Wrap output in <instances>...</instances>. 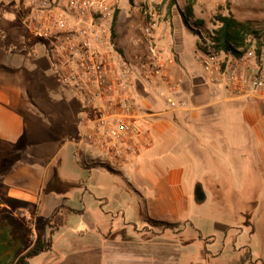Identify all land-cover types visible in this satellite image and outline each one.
<instances>
[{
    "label": "crops",
    "instance_id": "crops-1",
    "mask_svg": "<svg viewBox=\"0 0 264 264\" xmlns=\"http://www.w3.org/2000/svg\"><path fill=\"white\" fill-rule=\"evenodd\" d=\"M240 1L201 0L193 5V22L205 19L207 26L211 12L220 5L229 6V9L222 10L224 15H229V12L234 15L233 6L240 10L246 7L239 6ZM240 4L243 5V2ZM9 11L12 10L0 8L2 20L13 21L17 14L22 18L20 10L18 13ZM161 23H166L167 27L157 35L158 41L177 56L172 74L181 80L180 95L188 105L173 109L159 95L156 87L138 83L136 99L151 120L143 129L141 140H149L150 144L119 170L108 167L119 172L130 186L123 188L122 192L116 191L123 201L120 203L123 205L121 210L130 221L135 219L142 223L159 219L149 211L147 204L151 202L164 203L171 206L173 211L183 213L192 200L198 204L195 189L199 185L208 199L209 189L217 187L218 182L223 187L236 184L245 190L257 183L263 188V203L264 182L258 169L264 170V117L240 116L237 99L226 88L208 82L195 56L200 70L197 72L189 64V58L183 55L179 18ZM124 25L125 19L120 9L116 22L117 46L128 59L134 61L137 51L130 55L118 41ZM27 29L30 34H24V37L21 31L14 32V37L17 36L14 40L25 44L38 41L30 28ZM197 44L198 39L194 52ZM10 51V48L0 50V210L4 211L0 213V225L7 220L14 224L15 231L10 232V236L16 230L25 231L29 240L20 254L39 238L45 241L51 239L52 249L44 253L55 250L58 253L45 264H91L87 260L88 255H101L104 250L108 252L105 246L108 235L105 232L111 226L100 227L96 223L86 229L80 218L87 211V192L94 194L95 202H108L111 198L104 185L108 174L103 166H86L79 162L75 148L78 135L72 133L73 120L64 116L72 117L78 108L66 100L52 102L49 93L54 88L48 83V72L44 70L50 66L49 60L45 57L32 59L25 55L24 60H28L23 62ZM38 70L39 76L36 73ZM261 102L264 101L254 102L253 105L261 106L264 104ZM231 107L237 111V116L230 117L233 112ZM54 113L58 116L52 117ZM165 148H170L169 165L166 167L164 154L156 158L158 152ZM63 150H66L65 156H62ZM228 169L233 173L231 177L227 174ZM241 172L244 179L246 175L247 183L244 180L240 183ZM9 200L33 207V217L23 219L22 214L11 207ZM5 210L12 213L6 214ZM58 211L65 222L51 236L48 222ZM40 215L46 222L44 232L37 229ZM67 215L77 219V228L70 230ZM183 220L189 219L185 216L173 219ZM1 246L0 264H6L9 253L16 250L17 244H11L8 251L4 247L9 245Z\"/></svg>",
    "mask_w": 264,
    "mask_h": 264
},
{
    "label": "built area",
    "instance_id": "built-area-1",
    "mask_svg": "<svg viewBox=\"0 0 264 264\" xmlns=\"http://www.w3.org/2000/svg\"><path fill=\"white\" fill-rule=\"evenodd\" d=\"M144 19L135 41V60L113 38L118 0H17L22 19L44 44L64 85L79 94L80 131L76 156L83 165L115 169L133 161L149 140H141L151 120L136 99L138 83L156 87L173 109L188 105L181 80L172 74L173 50L158 41L160 12L155 0H130ZM198 35L195 58L208 82L238 100L264 99V38L238 51L216 47L213 31L190 23Z\"/></svg>",
    "mask_w": 264,
    "mask_h": 264
},
{
    "label": "rangeland",
    "instance_id": "rangeland-1",
    "mask_svg": "<svg viewBox=\"0 0 264 264\" xmlns=\"http://www.w3.org/2000/svg\"><path fill=\"white\" fill-rule=\"evenodd\" d=\"M200 1L176 0V4L172 8L170 7L171 0H155L154 2L160 12L159 23L172 22L174 17L176 19L179 18L182 31L183 55L189 58V64H192L197 72L200 69L196 65L194 49L198 35L191 25L184 23L181 12L188 3L197 5ZM241 1L243 5L240 4ZM241 1L238 2V5L246 7L244 10H240L233 6L232 10L235 17L239 20L253 19L254 26L260 30L264 38V0ZM130 3V0H118V7L122 10V16L125 19V25L122 27L121 33H119L118 41L126 52L133 55L134 52L143 50V46L136 45L135 41L141 34L144 19L140 8ZM227 5H220L211 12V18L207 19V26H205V23L198 26L208 31L216 28L215 16L222 13V10L229 9V6L226 8ZM0 8L7 11L12 10L8 13L19 12L17 0H0ZM202 20L204 21L205 19ZM191 24L194 26L193 19ZM26 26L28 27L19 14L15 15V20L13 21L2 20L0 17V50L4 51L10 48L16 55L15 57L21 58L23 62L28 60H24L26 56L37 60L45 57L49 60L50 66L44 69L48 72V83L54 88L51 89L52 92L49 95L53 98V103L66 100L68 103L73 102L75 107L78 108L72 117L64 115L69 120H73L72 133L73 135H78L80 131L78 118L80 94L75 89L61 83L59 73L53 66L43 43L34 40L30 44H25L14 40L17 37L16 35L14 37V32L21 31L22 37H24V34H30ZM165 27H167L166 23H161L157 27V35ZM18 36H20L19 33ZM36 73L38 76L40 75L39 70ZM200 74L202 73L200 72ZM237 101L240 116L244 115L248 118L264 117V104L261 106L253 105L254 102L264 101V99L249 98L247 100L237 99ZM231 111L233 112L230 117L238 115L237 111L232 107ZM51 116L56 117L58 115L54 113ZM262 128L264 139V124ZM65 154L66 150H63L62 156H65ZM161 154L165 155L164 165L166 167L169 165L167 161L170 148H165L158 152L157 155L159 156L156 155V158L162 156ZM117 169L119 170L120 168H115V170ZM103 170L108 174L104 180V185L110 192L111 198H109L108 202L107 200H97L96 203L94 194L87 192V211L80 218L81 222L86 225V229H90L96 223L100 227L108 224L111 226L108 227L110 230L105 232L108 235L105 238L108 239L106 241L107 244H105L108 252L104 250L101 255H88L87 260H90L91 264H264V202L262 203L261 201L263 199L261 195L263 188L259 187L257 183L251 189L245 190L237 187L236 184L231 187H223L222 183L218 182L216 183L217 187L209 189L210 196L208 199L205 198L203 202H198V204L192 200L190 207L183 213L173 211L171 206L164 205L161 202L148 203L149 211L159 218L149 220H160L174 224V226L170 227L148 220L144 223L135 219L130 221L127 216L125 217L124 212L121 210L123 205L121 206L120 204L123 201L116 193L122 192L123 188L130 186L122 179L119 172L113 171L107 166H103ZM258 171L262 182H264V170L258 169ZM242 172L240 183L243 180L247 183L246 175L245 179L242 176L245 172ZM227 174L230 177L233 175L229 169ZM237 184L239 185L238 182ZM9 201L11 207L22 214L21 217L23 219L33 217V207L24 203L17 204L13 200ZM0 213H4V211L0 210ZM5 213L10 214L12 211L5 210ZM183 216L189 220L173 221V219ZM78 224L79 222L76 218L67 215V225L71 226L70 230L77 228ZM37 229L40 232L46 230V222L43 219V215H40L37 221ZM55 253L57 254L58 252L55 250L36 256L32 259L31 264H45L55 256Z\"/></svg>",
    "mask_w": 264,
    "mask_h": 264
},
{
    "label": "trees",
    "instance_id": "trees-1",
    "mask_svg": "<svg viewBox=\"0 0 264 264\" xmlns=\"http://www.w3.org/2000/svg\"><path fill=\"white\" fill-rule=\"evenodd\" d=\"M174 4H176V0H171L170 7L172 8ZM119 11L120 8L117 7L113 22V38L116 44V22ZM181 15L184 23L190 25L191 19L194 17L193 3H188L186 8L182 10ZM214 21L217 27L212 30V37L215 41L216 47L219 49L236 52L240 47L251 45L254 39H256L258 43L262 37L260 30L254 26V21L239 20L234 17L232 13L229 15L219 13L215 16ZM203 23L204 21L201 19L194 20V24L197 26L203 25ZM118 49L124 55L123 50L120 47H118ZM148 221L170 227L174 226V224H169L166 221ZM64 222V216L59 214V211L50 218L48 223L50 226L51 236L56 232L57 229H59L61 225L64 224ZM13 231H15L14 224L10 220H7L5 223L0 225V250H3L1 245H9L4 247V249L8 251L10 250L11 244H17L16 250L9 253L6 264H29V261L32 258L52 249L53 243L51 239L49 241H45L42 238H39L32 244L30 248H28L24 253L20 254V252L25 249L26 242H28L29 238L23 230H16L14 235L10 236L9 233Z\"/></svg>",
    "mask_w": 264,
    "mask_h": 264
},
{
    "label": "water",
    "instance_id": "water-1",
    "mask_svg": "<svg viewBox=\"0 0 264 264\" xmlns=\"http://www.w3.org/2000/svg\"><path fill=\"white\" fill-rule=\"evenodd\" d=\"M205 194L201 188V186L199 185L196 189H195V199L197 202H203L205 200Z\"/></svg>",
    "mask_w": 264,
    "mask_h": 264
}]
</instances>
